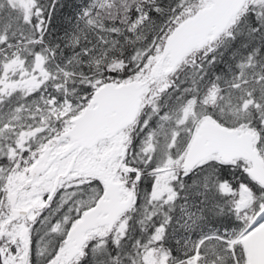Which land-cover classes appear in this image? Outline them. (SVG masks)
I'll list each match as a JSON object with an SVG mask.
<instances>
[{
  "label": "snow or ice",
  "instance_id": "6c2138e0",
  "mask_svg": "<svg viewBox=\"0 0 264 264\" xmlns=\"http://www.w3.org/2000/svg\"><path fill=\"white\" fill-rule=\"evenodd\" d=\"M0 264H264V0H0Z\"/></svg>",
  "mask_w": 264,
  "mask_h": 264
}]
</instances>
